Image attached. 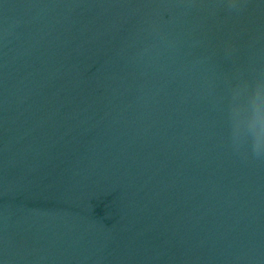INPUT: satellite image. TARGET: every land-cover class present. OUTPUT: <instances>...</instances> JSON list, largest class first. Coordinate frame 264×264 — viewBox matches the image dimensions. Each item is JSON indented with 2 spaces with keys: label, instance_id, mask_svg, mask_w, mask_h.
<instances>
[{
  "label": "water",
  "instance_id": "obj_1",
  "mask_svg": "<svg viewBox=\"0 0 264 264\" xmlns=\"http://www.w3.org/2000/svg\"><path fill=\"white\" fill-rule=\"evenodd\" d=\"M253 144L264 0H0V264H264Z\"/></svg>",
  "mask_w": 264,
  "mask_h": 264
},
{
  "label": "clouds",
  "instance_id": "obj_2",
  "mask_svg": "<svg viewBox=\"0 0 264 264\" xmlns=\"http://www.w3.org/2000/svg\"><path fill=\"white\" fill-rule=\"evenodd\" d=\"M234 148L237 151H243L245 156H249L250 155L254 159L264 160V153H262L255 144H253L250 148H248L246 150H242V149H240V148H238L236 146H234Z\"/></svg>",
  "mask_w": 264,
  "mask_h": 264
}]
</instances>
